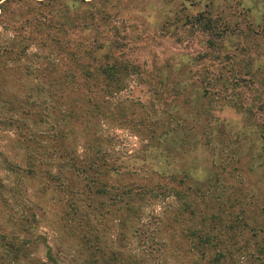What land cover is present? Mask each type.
Returning <instances> with one entry per match:
<instances>
[{"label": "rangeland", "instance_id": "rangeland-1", "mask_svg": "<svg viewBox=\"0 0 264 264\" xmlns=\"http://www.w3.org/2000/svg\"><path fill=\"white\" fill-rule=\"evenodd\" d=\"M94 5L105 11L109 25L119 26L122 45L116 55L140 66L139 74L131 75L126 88L116 95L127 110L135 109L134 114L103 122L100 128L109 154L135 156L129 159L126 174H114L116 181L134 180L137 174L144 177L161 165L151 159L150 150L142 149L148 143L142 119L147 123L164 120L165 115L166 122L174 125L183 117L194 127L184 131V140L191 148L171 158L168 169L185 170L190 175L184 184L192 183L199 189L195 194L189 190L186 198L194 197L200 218L212 217L211 224L206 220L207 230L225 234L232 224L237 199L249 201L258 196L264 204V126L257 125L264 123V0H106ZM71 8L72 0H55L50 7L67 10L73 18ZM109 25L102 23L96 35H106ZM29 31L31 27L26 26V34ZM65 32L55 37L67 49L77 42L86 45L87 40L79 39L88 33V40L93 37V31L67 28ZM12 33L0 25V44L12 38ZM38 39V45L32 43L28 48L29 59L21 68L32 71L38 60L64 57L45 34L43 41ZM14 76H6L0 87L7 82L6 89L22 95L27 80ZM197 94L201 97L196 98ZM174 101L186 102L184 111L167 113ZM193 101L199 102L194 106ZM12 106L11 101H0V235L6 233L0 240V252H6L4 243H15L20 251L15 255L7 252L2 258L4 264H40L46 259V244L56 264H188L186 256L173 257L167 247L160 255L142 247L141 239L130 228L124 234V218L132 219L134 213L125 216L121 206L109 200V194L86 199L91 193L75 174L66 181L62 172L67 184L55 182V189L48 188L52 182L46 180L43 171L58 151L54 128L45 122L39 103L31 114L16 112L20 121L17 128L16 124L9 125ZM201 107L208 113L203 128ZM74 138L75 133L70 132L68 142L73 144ZM75 144L82 149L80 141ZM29 157L38 165L33 173L27 163ZM28 202L39 204L37 221L27 237H11L16 229L10 205L20 211L22 207L15 203ZM73 203L79 205L78 210ZM165 205L169 209L176 202L169 197L166 204L146 205L144 216L160 214ZM261 217L264 220V212ZM261 235L264 243V231Z\"/></svg>", "mask_w": 264, "mask_h": 264}, {"label": "trees", "instance_id": "trees-1", "mask_svg": "<svg viewBox=\"0 0 264 264\" xmlns=\"http://www.w3.org/2000/svg\"><path fill=\"white\" fill-rule=\"evenodd\" d=\"M102 1L106 0H72L71 10L75 16L69 18L67 10L50 9L55 0H0V25L13 32L12 38L0 44V81L14 74L27 80L22 95L6 89L7 82L0 87V101L13 102L10 107L13 113L9 114L8 124H16L17 128L20 121L15 117L16 112L20 110L23 114H31L39 103L42 117L54 128V141L58 144L57 154L50 158L47 169L43 171L46 180L52 182L48 188L55 189L52 185L55 182L67 184L65 182L75 174L91 193L86 199L109 194V200L119 204L125 216L126 213H134V218H124L126 220L122 227L124 234L130 228L141 239L142 247H150L152 252L159 255L167 247L173 257L174 254L186 256L188 264H264L261 235L264 231V220L261 217L264 204L257 195V198L249 201L243 197L237 199L236 211L231 214L230 228L225 229V234L217 235L205 227L206 220L209 224L212 223V217L200 218L194 209V197L186 198L189 190H194L192 192L195 194L199 187L192 183L184 184L186 179L191 178L185 170L170 172L168 169L171 158L179 157L191 148V144L184 140L186 128H194L187 119L182 117L183 120L174 125L166 122L165 115L164 120L154 119L147 123L144 122L146 119H142L148 132L145 137L148 143L142 149L150 150L148 154L151 159L159 160L161 165L151 168L144 177L137 174L134 180L118 179L120 183L116 181L114 174H126L129 159L135 156L109 154L100 128L103 122L110 123L126 113L134 114L135 109L127 110L117 102L116 95L126 88L131 75L139 74L140 66L116 55L115 51L122 45L119 42V26L116 23L109 25L110 18L107 19L105 11L95 7V2ZM105 22L109 25L107 34L98 37L96 33L101 32L98 28ZM26 26L31 27L29 34L25 32ZM67 28L82 33L93 31V37L88 40V33L79 39L87 40L86 45L77 42L67 49L62 45V40L55 37L57 33L65 35ZM33 33L36 37H33ZM43 34L64 57L56 55L44 58V61L38 60V66L32 71L26 67L21 68L20 65L26 64L29 59L28 48L32 43L38 45L37 36L38 40L43 41ZM195 97L200 98L201 95L197 94ZM193 102L195 106L199 101ZM180 103L182 105L178 106ZM138 104L143 107L141 103ZM174 104L167 113L178 114L184 109L183 104L186 102L174 101ZM201 110L203 118L200 126L203 128L207 126L208 113L205 108L201 107ZM165 113L163 111L162 114ZM257 125L263 128L264 123L259 122ZM70 132L75 133L73 144L68 142ZM77 141L82 144L81 150L76 148ZM67 144L74 147L67 148ZM27 163L31 173L38 168L30 157ZM250 170L254 171V168ZM62 172L66 181L62 179ZM169 197L175 200V206H169L168 209V205H165L160 214L144 216L146 205L153 206L159 202L166 204ZM11 205L10 216L16 229L11 237L21 236L20 234L27 237L37 221L39 204L15 203L22 207L20 211ZM73 207L75 210L79 209V205L75 206V203ZM152 218L154 220L150 221ZM5 234L0 235V240L5 238ZM4 246L6 252H0V264H4L2 258L7 252L15 255L20 251L15 243H4ZM45 246L46 259L40 264H56L51 248L47 244Z\"/></svg>", "mask_w": 264, "mask_h": 264}]
</instances>
